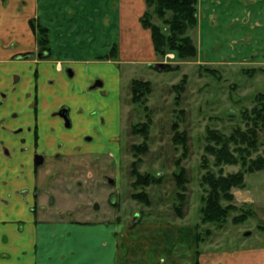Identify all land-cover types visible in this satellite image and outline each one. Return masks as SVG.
<instances>
[{
  "label": "rangeland",
  "instance_id": "rangeland-1",
  "mask_svg": "<svg viewBox=\"0 0 264 264\" xmlns=\"http://www.w3.org/2000/svg\"><path fill=\"white\" fill-rule=\"evenodd\" d=\"M118 9L117 0H35L33 14L19 13L18 24L10 17L0 26V63L9 64L8 73L27 70L32 64L26 63L32 60L80 57L99 66L93 83L104 80L103 88L88 90L92 96L98 92L96 98L103 95L96 100L99 120L90 122L82 116L84 107L81 117L71 110L70 127L63 122L58 131L62 141L70 142H62L56 151L72 152L59 160L44 157L35 167L42 175L36 176L34 191L50 207L44 217L114 228L116 260L123 259L122 264H264V167L245 174L244 185L231 189L235 209L221 226L202 223L199 214L206 129L229 133L235 125L244 127L241 112L264 92V0H197V22L186 32L196 54L185 59L174 51L148 59L129 55L122 59ZM152 21L161 24L155 16ZM11 24L18 26L13 30ZM43 35L54 51L40 56ZM158 62L169 68L155 67ZM106 63L118 74L108 70L109 76H104ZM67 68L73 73L77 67L63 68L74 87L76 71L70 75ZM134 78L150 82L147 109L131 102L129 85ZM95 111H90L91 117ZM147 114V150L140 155L138 171L161 178L143 188L146 204L131 196L140 188L133 187L130 171L136 159L132 146L144 140L132 129L145 123ZM174 123L188 136L187 154L181 160L182 149L173 142ZM259 141L253 157L263 154L264 129L259 130ZM177 166H184L189 178L181 203L173 180ZM238 168L224 166L223 172ZM175 206L181 208V216Z\"/></svg>",
  "mask_w": 264,
  "mask_h": 264
},
{
  "label": "crops",
  "instance_id": "crops-1",
  "mask_svg": "<svg viewBox=\"0 0 264 264\" xmlns=\"http://www.w3.org/2000/svg\"><path fill=\"white\" fill-rule=\"evenodd\" d=\"M32 1L35 0H0V26L10 17L18 24L19 13L33 14ZM117 7L119 56L122 59L127 55L154 58L150 33L139 23L145 9L144 0H117ZM60 18H65L63 12ZM17 26L8 27L15 30ZM2 31L4 34L5 30ZM49 50L54 51L51 46ZM70 59L32 60L26 63L32 64L27 70L14 69L12 73H8V63H0V264H117L121 260H116L114 228L108 229L103 223L73 222L63 217L46 218L44 215L50 207L46 208L41 194L34 191L36 176L42 175L36 172L34 154L59 160L72 152L56 151L63 143L70 142L58 136L64 122L62 117H56L58 109L66 106L68 115L72 110L76 117L82 114L86 119L88 116L90 122L99 120L96 100L103 99V95L96 98L98 92L92 96L88 91L99 74V66L80 57ZM64 64L77 67L74 68L77 75L74 87L63 73ZM103 67L104 76H109L108 70L118 74L111 64ZM102 79V85L95 88L104 87ZM83 107L86 112L80 114ZM91 110L95 111L91 113L94 117L90 115Z\"/></svg>",
  "mask_w": 264,
  "mask_h": 264
},
{
  "label": "trees",
  "instance_id": "trees-1",
  "mask_svg": "<svg viewBox=\"0 0 264 264\" xmlns=\"http://www.w3.org/2000/svg\"><path fill=\"white\" fill-rule=\"evenodd\" d=\"M196 4L197 0H145V10L139 20L150 33L156 55L174 51L178 58L185 59L196 54V47L186 33L197 22ZM154 16L159 19L161 24L152 21ZM39 41L43 45L42 50L48 52L47 37L43 35ZM112 48L116 49L115 46ZM113 50L111 53L115 54ZM165 68H169V66L165 65ZM182 88V85H179V89L182 90ZM129 92L131 102L147 109L146 99L151 92L148 80L132 79ZM254 100V105L250 109H243L241 112L244 127L235 125L229 133L214 128L206 129L204 153L201 155L200 161L202 173L199 179L200 185L203 187L199 205L202 223L221 226L229 212L235 209V206L230 203L233 199L231 189L244 185L245 174L264 167V150L262 155L252 156L259 148V130L264 129V92L258 93ZM146 117L145 123H141L138 127L133 126L132 129L134 134L142 136L144 140L142 143L132 146V154L136 159L132 162L130 175L133 177V187L140 188L131 196L137 201L147 204L148 196L143 188L159 182L161 176L142 174L138 171L140 155L147 150L146 139L148 138L150 117L148 114ZM172 129L174 130L173 142L182 149L181 157L178 158L181 160L187 154L188 136L184 130H178V123H174ZM229 165H238L239 168L237 171L224 173V166ZM177 167V171L173 173V180L177 189V199L181 203L184 200L183 194L186 191L189 178L184 166ZM175 209H177L176 214L181 216V208L175 206ZM233 219L237 221L239 217L234 216Z\"/></svg>",
  "mask_w": 264,
  "mask_h": 264
},
{
  "label": "water",
  "instance_id": "water-1",
  "mask_svg": "<svg viewBox=\"0 0 264 264\" xmlns=\"http://www.w3.org/2000/svg\"><path fill=\"white\" fill-rule=\"evenodd\" d=\"M155 66L158 67V68H162V67L165 66V63L158 62V63L155 64ZM172 67H174V65ZM67 71L70 73V75L72 74V71H71L70 68H67ZM101 85H102V82L97 80L92 85V88H95V87L101 86ZM56 114H58L60 117H62V119L64 121V125L66 127L70 126V120H69L68 115H67V108L66 107L61 108ZM43 161H44L43 155L38 154V153L34 154L33 162H34L35 165H41L43 163ZM108 182L112 183L113 180L111 178H108ZM95 207H98L97 204H95ZM248 234H249L248 232L244 233V235H248Z\"/></svg>",
  "mask_w": 264,
  "mask_h": 264
},
{
  "label": "flooded vegetation",
  "instance_id": "flooded-vegetation-1",
  "mask_svg": "<svg viewBox=\"0 0 264 264\" xmlns=\"http://www.w3.org/2000/svg\"><path fill=\"white\" fill-rule=\"evenodd\" d=\"M40 54V56H44V55H46L47 54V52L46 51H43V52H39ZM67 70V69H66ZM17 78V75L15 76V79ZM67 115H68V110H67ZM65 126V125H64ZM70 127V126H69Z\"/></svg>",
  "mask_w": 264,
  "mask_h": 264
}]
</instances>
